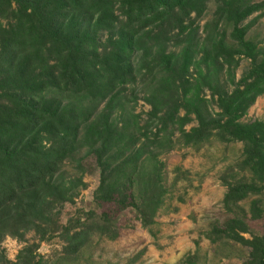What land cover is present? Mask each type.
<instances>
[{
    "label": "trees",
    "instance_id": "obj_1",
    "mask_svg": "<svg viewBox=\"0 0 264 264\" xmlns=\"http://www.w3.org/2000/svg\"><path fill=\"white\" fill-rule=\"evenodd\" d=\"M206 1L0 0V244L6 238L25 242L30 232L45 239L56 210L85 187L87 162L100 172L94 197L100 213L89 221L96 218L102 236L116 240L120 213L133 210L145 227L153 223L167 194L159 157L175 143L195 150L213 141L241 143V169L250 179L237 181L236 173L226 185L222 204L229 218L206 239L245 246V264H264V234L254 235L247 216L233 213L241 202L264 197V122L243 121L264 94V54L246 39L244 24L263 5L218 0L215 19L230 28V44L221 36L205 51L193 24L205 14ZM191 14L196 21L183 24ZM169 21H178V35H187L180 51L145 47L142 39ZM103 32L110 35L106 44L100 42ZM242 57L249 61L242 78L223 83L225 68ZM192 67L195 78L186 82ZM139 78L152 89L148 128L138 126L123 97ZM204 89L218 112L202 96ZM155 119L159 127L152 133ZM193 121L196 126L186 130ZM143 140L152 152L135 150ZM82 151L84 158L76 161ZM67 161L76 179L65 177ZM261 203H252L250 221H264ZM67 236L68 254L78 253L90 237L83 230ZM36 250V244L24 246L11 264H48ZM0 264H9L1 251Z\"/></svg>",
    "mask_w": 264,
    "mask_h": 264
},
{
    "label": "rangeland",
    "instance_id": "obj_2",
    "mask_svg": "<svg viewBox=\"0 0 264 264\" xmlns=\"http://www.w3.org/2000/svg\"><path fill=\"white\" fill-rule=\"evenodd\" d=\"M254 2L263 6L261 11L244 23L249 26L246 39L254 43L260 54H264V0ZM219 4L218 0H207L202 18L196 21L195 14H191L189 19L183 21L185 25L196 21L193 27L197 29V40L205 51L209 49L212 40L218 41L221 36L230 44V28L215 19ZM178 24V21H169L161 28L153 30L150 38L145 36L142 39L144 46L166 54L178 53L187 39L186 34L178 35ZM206 26L208 27L205 28ZM109 39L110 35L103 32L100 42L106 44ZM201 58L199 53L196 61ZM141 67L146 68L144 64ZM248 67L249 61L239 58L236 66L225 68L221 81L237 83ZM202 70L207 73L204 66ZM189 72L192 77L184 78L186 82H192L195 78L193 67ZM147 84L149 82H142L139 78L135 88L130 87L123 92V97L128 101V110L138 116L137 122L141 128L151 126V106L147 99L150 98L152 89L147 88ZM201 94L210 101V107L218 112L215 103L211 101L210 91L204 89ZM180 95L178 93L172 96ZM163 114L164 112L160 113L159 117ZM118 115L116 112L113 117L118 119ZM182 115L183 112L180 116ZM252 120L264 122V94L256 99L243 119L244 122ZM117 122L120 127V122ZM154 122L152 133L159 127L156 119ZM195 126L196 122L193 121L186 130ZM178 137L179 133L173 131V140ZM139 148L150 152L154 150V146L144 140L136 144L135 150ZM84 155L85 151L76 154L75 160L84 158ZM159 161L162 164L161 184L167 194L149 226L145 227L141 223L139 213L128 210L117 215L115 225L118 238L109 240L102 236L96 218L89 221L90 214L98 216L100 213V208L94 202L100 183V172L92 163L87 162V172L83 176L85 187L79 190L73 203H67L56 210V215L46 227L49 232L47 237L41 240L35 233L30 232L24 237L25 242L6 238L0 244V251L9 264L15 262L24 246L34 244L37 245V258L48 264H245L249 259V248L231 241L212 244L206 239L214 226L222 225L229 218L222 204L227 192L226 185L236 180L233 177L236 173L237 181L248 182L250 179V174L241 169L242 144L213 141L195 150L175 143L171 151L160 155ZM65 164V177L76 179L78 175L74 164L69 161ZM259 199L262 201L260 207L264 208V197H252L238 205L240 210L233 211L238 216H247L248 226L257 236L264 234V221H250L249 213L252 203ZM77 223L78 229L75 227ZM79 230L85 231L90 237L78 253L68 254L65 251L68 245L67 232L72 235ZM244 237L250 239L249 235Z\"/></svg>",
    "mask_w": 264,
    "mask_h": 264
}]
</instances>
